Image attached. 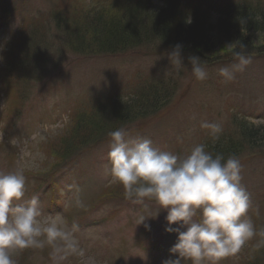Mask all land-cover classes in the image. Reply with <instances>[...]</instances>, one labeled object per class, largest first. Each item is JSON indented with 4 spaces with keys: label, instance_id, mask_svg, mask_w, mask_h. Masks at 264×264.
<instances>
[{
    "label": "rangeland",
    "instance_id": "374dc122",
    "mask_svg": "<svg viewBox=\"0 0 264 264\" xmlns=\"http://www.w3.org/2000/svg\"><path fill=\"white\" fill-rule=\"evenodd\" d=\"M109 2L0 0V172L21 169L26 177L25 197L13 204L38 195L45 214H60L69 227L79 225L75 235L82 250L64 260L54 259L47 246L11 250L16 264H163L177 258L169 251L177 233L165 231L167 211L152 200L137 204L126 199L122 185L106 173L110 137L97 146L69 149L65 161L57 158L54 150L72 133L75 114L96 102L128 99L141 85L169 81L175 89L170 104L128 125L126 140L150 139L153 147L173 154L183 155L195 145L211 142L210 130L202 128V122L219 123V136L225 132L235 136L241 122L248 129H258L260 138L264 133V56H251L242 71L233 67L237 59L205 67L206 79L198 80L187 59L181 58L184 68L178 70L171 51L155 42L116 56L71 54L63 33L55 31L51 14L88 12L101 5L111 7ZM156 2L153 6L159 7ZM216 15L210 13L212 23ZM41 26V37L33 45L31 38ZM26 43L36 57L28 55L29 69L21 75L26 83L19 84L13 80L12 68L19 64L17 52ZM216 44L214 54L221 48ZM224 67L232 71L233 79L220 75ZM237 158L242 165L241 184L250 197L246 216L256 235L237 253L204 264H252L258 253L255 264H264V247L258 246L264 241L260 234L264 230V148H244ZM141 215L151 216L145 221L150 231L137 225ZM181 264L191 261L181 259Z\"/></svg>",
    "mask_w": 264,
    "mask_h": 264
},
{
    "label": "clouds",
    "instance_id": "9594fccd",
    "mask_svg": "<svg viewBox=\"0 0 264 264\" xmlns=\"http://www.w3.org/2000/svg\"><path fill=\"white\" fill-rule=\"evenodd\" d=\"M239 47L245 49L242 44ZM181 49L182 45L176 44L170 54L178 70L184 68ZM233 54L238 60L233 66L236 70L242 71L251 63L246 51L234 50ZM189 61L195 78L206 79L202 60L193 55ZM219 72L227 80L234 78L227 67ZM201 127L209 129L213 139H218L222 132L219 123L202 122ZM108 135L111 144L106 173L122 185L126 199L137 204L152 200L160 210H166L165 231L177 233L176 243L169 249L170 253L178 254L177 258L167 259L163 264H181V259L191 264L218 261L237 253L256 235L252 220L246 216L250 197L241 184L242 165L234 154L227 158L222 154L214 156L204 144L193 146L183 155L173 154L153 147L150 139L129 142L124 128ZM25 185L21 169L0 172V264H16L10 251L17 249L47 246L56 260L82 254L75 235L79 225L69 227L60 214H45L38 195L13 204L25 197ZM76 203L82 202L77 198ZM149 217L141 215L137 225L143 224L150 231L151 225L145 223ZM174 223L179 227H171ZM260 234L264 235V230Z\"/></svg>",
    "mask_w": 264,
    "mask_h": 264
},
{
    "label": "trees",
    "instance_id": "16d2710c",
    "mask_svg": "<svg viewBox=\"0 0 264 264\" xmlns=\"http://www.w3.org/2000/svg\"><path fill=\"white\" fill-rule=\"evenodd\" d=\"M154 1L160 6H153ZM109 4L111 7L101 5L88 12L51 14L57 24L55 31L63 33L71 54L116 56L155 42L171 52L174 45L181 44L180 58L187 59L186 63L191 65L189 57L198 56L204 67L237 59L234 50L246 51L249 57L264 56L263 0H191L188 3L179 0H112ZM210 13L218 16L213 23ZM37 29L31 38L33 45L36 38L41 37L39 33L43 27ZM216 41L221 48L214 54ZM241 44L245 49L239 47ZM17 54L20 62L12 68L16 75L13 80L22 84L26 81L21 75L30 65L27 57L36 55L28 49L27 43L20 46ZM133 91L131 98H108L76 113L75 118H78L72 133L61 140L60 148H54L57 158L65 161L67 156H64L70 150L100 145L109 138V132L127 129L135 121L152 117L166 108L175 94L169 81L146 83ZM236 129L235 136L225 132L218 139L212 137L206 151L227 158L231 154L238 157L244 148H264V133L260 138L258 129L253 126L248 129L242 122ZM258 243L264 247L263 240ZM259 255L251 259L252 264Z\"/></svg>",
    "mask_w": 264,
    "mask_h": 264
}]
</instances>
